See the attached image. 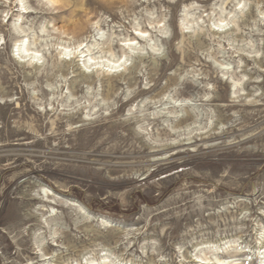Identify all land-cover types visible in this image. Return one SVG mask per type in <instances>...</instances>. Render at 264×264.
Returning a JSON list of instances; mask_svg holds the SVG:
<instances>
[{
	"label": "rangeland",
	"instance_id": "rangeland-1",
	"mask_svg": "<svg viewBox=\"0 0 264 264\" xmlns=\"http://www.w3.org/2000/svg\"><path fill=\"white\" fill-rule=\"evenodd\" d=\"M53 1L0 0V264H264V0Z\"/></svg>",
	"mask_w": 264,
	"mask_h": 264
},
{
	"label": "bare ground",
	"instance_id": "bare-ground-1",
	"mask_svg": "<svg viewBox=\"0 0 264 264\" xmlns=\"http://www.w3.org/2000/svg\"><path fill=\"white\" fill-rule=\"evenodd\" d=\"M19 1L23 5V9H25L23 10V13H29L30 12L28 11L29 8L24 4V0H19ZM48 2L50 4H54L53 0H48ZM225 21L226 20H222V22H225ZM76 24L78 25V23ZM99 24H100V21H97V23H95V25L100 27ZM146 32L147 31H142L141 33L144 35ZM213 32L223 33L227 31L225 30V27H222V28L214 29ZM18 36H19V39L15 43L13 53L18 51L21 59L27 60V62L34 64L35 67L42 64V59L44 57H43V54H41V50L31 48L29 40L28 39L26 40L25 39L26 36H22L21 32L20 33L18 32ZM136 39L137 38L125 40L124 43L121 45L123 50H133V51L136 50L137 45H138ZM113 48H114V41L104 39V35L102 33H99V37L95 35L92 38V40H89V41L87 40L81 41L80 39H78L73 44H68L66 42V44H64L62 50L60 51V55L65 54V56L70 58L71 62L83 61L84 67L86 68L84 69L80 66V70L84 73H87L89 71L91 72V70H93L94 72L95 69L99 71L101 69H104L105 66H108L110 69H115L117 67H120V66L122 67L126 65L130 59L128 54H125L124 56H121L119 58H115ZM107 54H111V56H108ZM46 192H47V196H50L52 194L51 191L49 192L47 190ZM78 207L82 209L81 211L84 210V207H82L81 205ZM262 248L264 249V243H263ZM260 253L263 254L264 256V252L260 251ZM204 259L206 260L205 262H203ZM204 259L195 260V262L196 263L202 262L203 264H208L209 260H207V258H204ZM107 261L108 260H105V262ZM93 262L94 261H91V263ZM217 262L219 264H226L227 259H218ZM262 262H264V259L262 260Z\"/></svg>",
	"mask_w": 264,
	"mask_h": 264
},
{
	"label": "snow or ice",
	"instance_id": "snow-or-ice-1",
	"mask_svg": "<svg viewBox=\"0 0 264 264\" xmlns=\"http://www.w3.org/2000/svg\"><path fill=\"white\" fill-rule=\"evenodd\" d=\"M242 6V5H241Z\"/></svg>",
	"mask_w": 264,
	"mask_h": 264
}]
</instances>
